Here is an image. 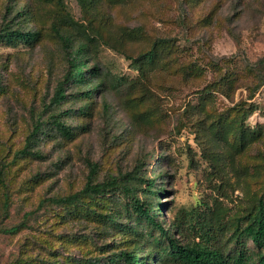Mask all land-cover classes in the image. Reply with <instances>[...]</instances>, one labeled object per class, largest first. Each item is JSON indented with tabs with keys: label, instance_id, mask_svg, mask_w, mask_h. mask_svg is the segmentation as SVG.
<instances>
[{
	"label": "rangeland",
	"instance_id": "rangeland-1",
	"mask_svg": "<svg viewBox=\"0 0 264 264\" xmlns=\"http://www.w3.org/2000/svg\"><path fill=\"white\" fill-rule=\"evenodd\" d=\"M95 7L83 13L76 0H63L64 9L57 0H0V30L8 25L40 34L30 47L0 42V229L22 224L15 234L0 233V264H87L120 249L155 252L148 227L120 195L101 207L115 212L120 229L67 216L49 202L79 190L91 166L96 181L138 176L132 186L141 201H150L141 180H152L153 189H162L151 198L161 204L156 219L182 244L197 241V219L227 222L221 242L231 250L230 223L264 189V67L258 64L264 59V0H98ZM21 8L27 16H18ZM63 12L86 34L61 25ZM53 24L70 38L71 50L88 44L86 69L96 67L98 79L66 85L64 102L49 108L67 69ZM122 28H139L143 37L117 44L106 39L120 37ZM97 32L118 51L102 44ZM161 41L163 53L151 71L130 65L126 56ZM99 80L102 86L88 100L79 95ZM255 82L262 84L249 97ZM143 87L149 94L139 104ZM203 90L210 94L205 102ZM200 104H206L203 111ZM248 106L253 111L243 125L252 140L234 143L233 128L227 142L208 133L212 118ZM70 107L76 112L68 115ZM39 114L45 122L61 116L74 136L52 133L37 145L39 156L20 157ZM147 264L175 263L154 255Z\"/></svg>",
	"mask_w": 264,
	"mask_h": 264
},
{
	"label": "trees",
	"instance_id": "trees-1",
	"mask_svg": "<svg viewBox=\"0 0 264 264\" xmlns=\"http://www.w3.org/2000/svg\"><path fill=\"white\" fill-rule=\"evenodd\" d=\"M78 6L83 13H87L90 10L96 9L98 0H76ZM58 6L63 8V0H57ZM64 9V8H63ZM18 16H27V9L21 8L18 10ZM59 23L66 28H82V33L86 34L87 29L80 24H77L68 14L64 13L59 18ZM55 37L64 47L65 62L67 64L66 72L60 80L49 100L48 107H58L66 99L65 87L68 84H75L78 86L85 85L87 81L92 79H98V69L96 67L86 69L87 64L85 60L87 43H79L75 50H71L72 42L69 37L65 36L61 29L56 25L52 26ZM96 35L102 40V44L116 49L115 46L109 44V42L117 44V39L123 41H139L143 35L139 28L129 29L122 28L120 31V37L111 38L97 32ZM86 42L94 41V36L85 35ZM40 39L39 32L27 31L23 32L20 29H11L6 25L0 30V42L5 43L8 46H15L18 43L25 46H33ZM163 49V41L153 42L151 46L142 50L136 57L126 56L130 65L138 68L140 73L145 70L151 71L161 59V53ZM261 66L264 67V59L259 61ZM262 82L253 85V91L249 93V97H252L255 90L261 86ZM102 86V82L99 80L96 84L89 87L85 92L79 93L80 96L85 97L87 100L91 95ZM247 87V85H246ZM205 89V88H204ZM0 91H2L0 89ZM205 93L202 95V101L205 102L206 96H209L208 90H203ZM144 95L138 101L139 104H143L146 100L149 89L143 87ZM200 110L203 111L206 104H200ZM188 110L192 112L195 110L191 104H187ZM198 109V107H197ZM68 115L72 112H76L73 107L68 108ZM83 111V110H79ZM227 114H219L217 117L212 118L208 124V133L214 134L219 140L227 142V136L229 135V128H233L235 133L233 137L234 143L236 141L244 144L246 140L253 139V132L249 128L243 125V121L252 113L253 107L247 108H229ZM234 112V115L230 117V114ZM144 113H137L138 117ZM50 120H41L42 115L39 114L30 130L25 136L23 147L18 151L20 157H36L39 156V152L36 147L39 145L41 138L49 139L55 137L54 134L60 135L65 139L71 140L74 136L71 129L61 121L59 115H49ZM234 125V126H233ZM238 128H237V127ZM232 131V132H233ZM231 133V134H234ZM237 143V142H236ZM96 170L94 166L90 167L89 174L83 186L72 194L54 197L49 202L55 206L62 208L63 214L67 216L81 215L86 219L93 222L111 226L113 228L120 229V225L117 224L114 216V211L107 212L102 211L101 207L106 206V202L109 201L110 195H120L127 200V207H131L134 213V219L138 222H143L149 231L150 243L153 244L155 252L146 253L142 250L143 254H140L137 250L120 249L117 252H113L111 255L104 259H89L87 264H147V261L153 260L154 255H157L158 260L167 259L171 260L175 264H264V189L255 198L251 207L247 208L245 212L233 219L231 228V234L229 241L234 242V247L230 250L224 242H221V238L224 235L227 222L220 221L215 216H209L207 219H197L193 223V235L197 237V241L191 243H180L175 237H172L168 233V229H164L161 223L156 219L161 214V204L159 202L153 203L151 198H157L161 195L162 189H153V181L145 178L141 180V186H144L142 193L150 196V201H141L135 195V188L132 186L134 180H139L138 176L127 175L124 179H117L115 177H109L104 181H96L93 177ZM147 198V197H146ZM42 203L39 204V206ZM102 207V208H103ZM193 218V214L190 215L187 220L190 222ZM180 222H174L172 227L179 229ZM22 224L11 226L9 228L0 229L2 234H15L19 231ZM169 228V227H168ZM178 231V230H177ZM156 233L157 236H154ZM250 243V247H246L247 243ZM230 250V251H228Z\"/></svg>",
	"mask_w": 264,
	"mask_h": 264
}]
</instances>
